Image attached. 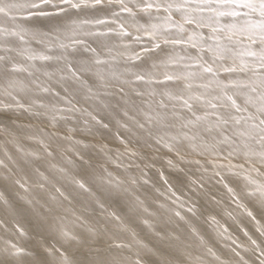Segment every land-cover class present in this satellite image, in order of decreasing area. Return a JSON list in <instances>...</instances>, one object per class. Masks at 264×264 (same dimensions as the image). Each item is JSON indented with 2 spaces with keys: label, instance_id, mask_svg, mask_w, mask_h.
<instances>
[{
  "label": "snow or ice",
  "instance_id": "snow-or-ice-1",
  "mask_svg": "<svg viewBox=\"0 0 264 264\" xmlns=\"http://www.w3.org/2000/svg\"><path fill=\"white\" fill-rule=\"evenodd\" d=\"M0 133V224L30 241L4 238L0 264H208L176 258L177 230L264 264V226L230 260L203 227L264 220V0H0ZM65 202L131 243L69 227Z\"/></svg>",
  "mask_w": 264,
  "mask_h": 264
},
{
  "label": "bare ground",
  "instance_id": "bare-ground-1",
  "mask_svg": "<svg viewBox=\"0 0 264 264\" xmlns=\"http://www.w3.org/2000/svg\"><path fill=\"white\" fill-rule=\"evenodd\" d=\"M81 103H83V101H81ZM4 140H5L4 135L0 133V144H3ZM109 145L112 147L118 146L115 144V142H109ZM25 146L30 147V148L36 147V145L28 144L27 142H25ZM8 147L10 151L14 152V149L11 148V145H9ZM0 158H3L2 153H0ZM54 163H59L60 166H65L60 161H54ZM130 163H132L133 166L129 168V173L133 175H138L139 174L138 169H136L134 165L140 164V166L143 167V163L138 158L135 159L134 162L129 161L127 158L123 159L124 165H128ZM109 169L113 171L114 174L123 173V168L116 169L114 166L109 165ZM150 175H153V179H155L154 170L152 173H150ZM120 178H124V176L120 175ZM60 183L67 184V180H63ZM50 191L52 195H58L57 193H55L54 189H50ZM144 191L145 189L142 188L140 190V193L142 194ZM83 197L84 199H87V194H83ZM65 205L68 207H71L73 209V212L75 213V215H73L72 212L65 213L67 217L65 222L69 224V227L73 226L70 222L76 221V216H80L81 220L76 221V224L80 225L79 230L82 231L84 227H88L93 224H95L97 228H102L106 226L109 228L111 232L117 233L119 238L122 239L123 242L131 243L130 231L121 232L119 228L113 227V225L117 223L114 220L112 221L111 224H106V221L110 220L111 218L107 217L106 214L103 212V210L97 207L94 203L92 204V207L90 208L88 212H84L83 208L79 204H76V203H73V205L69 206L67 205V202H65ZM106 207H108V205H106ZM108 210L112 211L113 209L109 207ZM237 213H242V210L237 209ZM237 220L238 221L243 220V224L238 227L236 223H233L232 221H228V225H226L229 227V231L226 235L229 236L231 239H223L218 236H215V233L212 231L211 228H208L207 225H203V227L207 229V232L212 233V235L215 237L213 240L210 241V246L213 247V250L217 253V255L221 256L222 259H225V260L233 259L231 248L235 247V245L231 243V240L234 239L237 241V243L242 244V245L248 244L247 237L243 234V231L240 230L241 228L245 229L248 232V235L252 236L254 239H257L258 241L261 239L257 229L261 226H264V220L260 219L259 216H257V220L259 221V224L256 223L255 221L250 220L246 216H243L242 214L237 216ZM22 223L24 224L25 229L31 234V226L27 224V222L22 221ZM221 223H224V221L221 220ZM131 227H134L136 231L139 233L137 237L138 239H143L145 242L149 244L153 242L145 235V232L141 230L139 225H134ZM5 228H7V232H5ZM176 234L180 236V241H174L175 244L179 245V249L175 253L176 258H184L182 256V253L186 251V252L192 253L193 256H197V255L202 256L203 259L208 262V264H216L213 258L211 256H208L205 253V250L203 248L198 247V241L188 239L186 234H182L179 230H177ZM4 238H11L14 243L22 244V245H26L30 243L27 236H20L18 233L15 232L14 225L11 223L7 225L0 224V247L3 246ZM162 248L165 251H167V244L163 245ZM237 250L241 251V254H244L242 249L238 248ZM123 251L125 255H129V256L133 255V252H130L127 249H124Z\"/></svg>",
  "mask_w": 264,
  "mask_h": 264
}]
</instances>
